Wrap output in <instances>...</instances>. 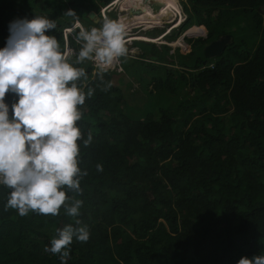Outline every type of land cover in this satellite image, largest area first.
<instances>
[{
    "label": "trees",
    "instance_id": "trees-1",
    "mask_svg": "<svg viewBox=\"0 0 264 264\" xmlns=\"http://www.w3.org/2000/svg\"><path fill=\"white\" fill-rule=\"evenodd\" d=\"M110 1L0 0V47L9 22L42 15L64 48L63 29L75 20L89 29V3ZM184 10L180 29L208 31L187 39L188 49L137 42L141 52L120 59L123 72L103 79L89 61L79 65L85 91L95 90L77 122L93 135L80 149L88 175L82 193L66 192L83 201L80 215L62 206L56 216H21L5 209L11 190L0 186V264H61L45 247L76 219L90 236L73 240L66 264H237L264 249V0H186ZM224 35L222 52L206 55ZM125 74L142 84L141 105L128 101Z\"/></svg>",
    "mask_w": 264,
    "mask_h": 264
},
{
    "label": "clouds",
    "instance_id": "clouds-1",
    "mask_svg": "<svg viewBox=\"0 0 264 264\" xmlns=\"http://www.w3.org/2000/svg\"><path fill=\"white\" fill-rule=\"evenodd\" d=\"M97 18L102 19L100 14ZM81 26L71 30L77 51L62 48L57 37L48 34L57 27L54 20L42 15L17 18L9 22V34L0 47V186L11 190L5 209L21 216H56L62 206L67 216L80 215L83 201L66 192L82 193L81 180L88 175L78 165L80 149L92 143L93 135L89 130L84 138L77 122L86 97L95 90L85 91L89 76L79 65L93 62L103 79L102 74L128 51L122 21L105 19L101 27L91 29ZM110 87L108 82L104 90ZM8 94L15 97L11 104L5 99ZM96 168L103 170L99 164ZM57 231L45 251L59 254L61 264H66L69 246L74 239L87 242L89 229L76 219L75 226L67 224ZM237 264H264V249L242 256Z\"/></svg>",
    "mask_w": 264,
    "mask_h": 264
},
{
    "label": "rangeland",
    "instance_id": "rangeland-1",
    "mask_svg": "<svg viewBox=\"0 0 264 264\" xmlns=\"http://www.w3.org/2000/svg\"><path fill=\"white\" fill-rule=\"evenodd\" d=\"M119 1L122 2V0H119ZM119 1L115 2L116 4H114V5L116 7L120 5V4H118V3H120ZM140 1L141 0H129V2L130 3H134V5H140V4L144 3L143 1H142V3H140ZM160 1H162V2L165 1V2H168V3L172 4V5H176V7L178 8V10L176 8L177 15H175L173 13V11L170 12V9L166 8V11L162 12L163 15L160 16L159 14H157V16H156L155 15V11H154V13H153V11L151 13L149 7L147 9H144V11L147 12V15L145 17L140 15V14H135V18H140V19L144 18L143 19L144 21H149L150 19H152V21L155 22L154 24H157L156 22L159 19L158 22L160 24H162V25H160V26H156L155 25V28H153V29H156L157 31L153 30V33H157V35H158L157 37H161L164 34H166L167 36L170 37V39H167L166 37H163V38H165L166 43H164L163 42L164 40H162L160 38H158L159 39L158 41L154 42V43H157L155 45L159 48V50H161V48H160L161 45H168L170 50H171V52L175 48H179L181 50H186V49L189 48L188 43H187V39H191V38L192 39L205 38L207 36L208 31H207V29L205 28L204 25H199V24H196V23H191V24L187 23V24H185V26L183 28L180 29L181 25L184 22H186V19H187V14L185 13V10H184V2L186 0H160ZM146 2H147V0H146ZM100 4L101 3L98 4V6H97L98 9H97L96 6L93 3H89V5L94 8V10H92V11L95 12L96 18L99 15L100 6H102ZM151 6L153 7V5H151ZM159 6H160V3H159ZM159 6H157V7H159ZM155 8L153 7L152 10H155ZM149 12L151 13V18L149 17L150 19L147 17L149 15ZM122 13H124V10H123ZM152 14H153V16H152ZM157 17H159V18H157ZM112 18L114 20V16L113 17L110 16L111 20H112ZM180 19H182V21H180V23L178 24V21ZM176 23H177V25H175ZM93 24L96 25L97 27H101V25H99V20H98L97 23L94 22ZM125 24H126L127 28H130L131 26H133V25L129 26L130 22H128V19L125 20ZM194 25L199 26L200 30L203 28L204 34L196 35V34H194V32H196V31H194V32L193 31L186 32L187 30L192 28ZM200 26H202V27H200ZM92 27H94V26H92ZM92 27H90L89 29H91ZM133 27H135V28L132 29L133 30L132 34H138V33H141V31H143V29H142L143 26H141L140 24H137V25H135ZM148 34L150 35V33H148ZM73 35H74V33H73ZM138 35H141V34H138ZM221 38L227 39V36L224 35ZM137 42H139V44H141V46H143L142 44H150V42H143V41H138V40L137 41H133L131 45L127 43V48L128 47H130L132 49L136 48L137 51H135L134 54H132L130 56L123 57L124 59H129V57L133 58L135 55H137V54H139L141 52L140 48L137 47ZM120 64H121V61H120ZM92 72L94 73V72H96V70L93 69ZM122 83H123V85L124 84L127 85V86L124 85V87L128 88V90H129L128 93H131L130 96H129L130 100H128V101L130 103H132V104L141 105V97H143L144 92H143V89L141 88L142 84L137 80V78L136 77H132V76H127L125 74L124 75V80L122 81Z\"/></svg>",
    "mask_w": 264,
    "mask_h": 264
},
{
    "label": "built area",
    "instance_id": "built-area-1",
    "mask_svg": "<svg viewBox=\"0 0 264 264\" xmlns=\"http://www.w3.org/2000/svg\"><path fill=\"white\" fill-rule=\"evenodd\" d=\"M119 0H111L110 2H108L107 4L105 5H102L100 6V10H99V14H100V17L103 19V21L105 19H110V16L113 17L114 16V20H120L122 21L123 23H125V19H123L124 15H129V16H132L134 17L135 14H139L140 13V10L139 8H130V11L128 10H125V9H119L117 8L114 3ZM154 1V0H153ZM143 2H145V0H143ZM140 3H142V1H140ZM124 10V13H122ZM113 14V15H112ZM126 18V17H125ZM113 20V18H112ZM77 25L81 26V24L79 22H75L73 26L71 27H67V28H64L63 29V37L65 39V47H68V48H72L70 45H69V42H68V36L72 37L73 38V33H72V29L74 27H76ZM126 25V24H125ZM82 27V26H81ZM96 28H99L97 26H94ZM127 27V26H126ZM93 28V27H92ZM155 28V26H153L151 29L152 30H149V31H141V33H138V34H144V35H147L149 36L150 38H153L152 36H154L155 38H160V37H157V33H153V30H156V29H153ZM79 30V28H77ZM132 28H127V38H126V42L128 44H132L133 41H137L134 39L135 35L136 34H133L132 35V31H130ZM168 31V30H167ZM150 33V35L148 34ZM155 34V35H154ZM163 37L166 36V34L162 35ZM138 41H141V40H138ZM143 42H150V43H153V44H157V43H154V42H151V41H143ZM79 47V45H78ZM74 49V48H72ZM128 51H127V55L126 56H130L132 54H134V52H132V48L128 47L127 48ZM121 59V58H120ZM120 59L118 61H116L112 66H110L107 70H114L115 72L119 73V72H122L123 69L121 67V64H120ZM91 66L94 68V70H98L95 66V64L91 61H89Z\"/></svg>",
    "mask_w": 264,
    "mask_h": 264
},
{
    "label": "bare ground",
    "instance_id": "bare-ground-1",
    "mask_svg": "<svg viewBox=\"0 0 264 264\" xmlns=\"http://www.w3.org/2000/svg\"><path fill=\"white\" fill-rule=\"evenodd\" d=\"M141 1H143V0H141ZM154 1H156V2H158V3H160V6L159 7H157V6H155L156 8H155V10H152L153 9V7L150 5V4H148L147 2H148V0H147V2H146V0H145V2L144 3H142V4H140V5H134V3H130L129 2V0H122V2H120V3H118V4H120L119 6H117V8H119L120 10L121 9H125V10H129L130 11V8H139V9H141V12L139 13L140 15H142V16H146L147 15V12L146 11H144V9H147L148 7L150 8V11H151V13H152V11H153V13H154V11H155V15L157 16V14H159L160 16L161 15H163V11H166V8H168V9H170V12L171 11H173V13L175 14V15H177V12H176V5H172V4H170V3H168V2H165V1H160V0H154ZM115 2V1H114ZM114 4H116V3H114ZM130 7V8H129ZM167 9V10H168ZM177 10H178V8H177ZM151 13L149 12V15L147 16L148 18L150 17L151 18ZM162 13V14H161ZM158 15V16H159ZM152 16H153V14H152ZM126 17V18H125ZM137 17V16H136ZM135 16L134 17H132V16H129V15H124V17H123V19H128V22H130V25L129 26H131V25H133V26H135V25H137V24H140L141 26H143V31L144 32H146V31H149V30H151V28L153 27V26H160V25H162V24H160L159 22H158V20H157V24H154L155 22L154 21H152V19H150L149 21H144L143 19L144 18H135ZM154 18V17H153ZM157 18H159V17H157ZM144 21V22H143ZM180 21H182V19H180L179 21H178V24L180 23ZM162 23V22H161ZM175 25H177V23L175 24ZM174 25V26H175ZM133 26H131L130 28H135V27H133ZM172 28V27H171ZM130 30V31H133V30ZM191 31H200V29H199V26H197V25H194L192 28H190L189 30H187L186 32H191ZM133 35V34H132ZM153 38H150L149 36H147V35H144V34H141V35H138V34H136L135 35V37H134V39L135 40H141V41H151V42H155V41H158L159 39L158 38H155L154 36H152ZM160 39H162V40H164L163 42L164 43H166V40H165V38H163V36H161L160 37ZM135 51V48H133L132 49V52H134Z\"/></svg>",
    "mask_w": 264,
    "mask_h": 264
},
{
    "label": "water",
    "instance_id": "water-1",
    "mask_svg": "<svg viewBox=\"0 0 264 264\" xmlns=\"http://www.w3.org/2000/svg\"><path fill=\"white\" fill-rule=\"evenodd\" d=\"M148 4H151L153 5V7L155 8V6H159V3L156 2V1H153V0H148L147 2ZM141 12V10H140ZM89 17L92 18L94 21H97L98 18H96V14L94 11H91L89 13ZM226 39H219V40H216V41H212L211 43H209L205 49H204V52L206 55H209V56H215V55H218L219 53L222 52V50L224 49V46L226 44Z\"/></svg>",
    "mask_w": 264,
    "mask_h": 264
},
{
    "label": "crops",
    "instance_id": "crops-1",
    "mask_svg": "<svg viewBox=\"0 0 264 264\" xmlns=\"http://www.w3.org/2000/svg\"><path fill=\"white\" fill-rule=\"evenodd\" d=\"M95 22H98V19H97V21H95Z\"/></svg>",
    "mask_w": 264,
    "mask_h": 264
}]
</instances>
